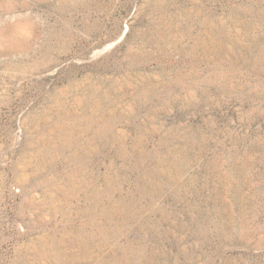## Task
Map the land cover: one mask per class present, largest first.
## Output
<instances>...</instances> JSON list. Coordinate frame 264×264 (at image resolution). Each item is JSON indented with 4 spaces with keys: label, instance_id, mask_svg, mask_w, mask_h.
<instances>
[{
    "label": "rangeland",
    "instance_id": "374dc122",
    "mask_svg": "<svg viewBox=\"0 0 264 264\" xmlns=\"http://www.w3.org/2000/svg\"><path fill=\"white\" fill-rule=\"evenodd\" d=\"M0 264H264V0H0Z\"/></svg>",
    "mask_w": 264,
    "mask_h": 264
}]
</instances>
